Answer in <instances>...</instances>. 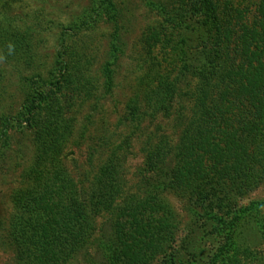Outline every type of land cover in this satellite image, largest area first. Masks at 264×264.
<instances>
[{"label":"trees","instance_id":"trees-1","mask_svg":"<svg viewBox=\"0 0 264 264\" xmlns=\"http://www.w3.org/2000/svg\"><path fill=\"white\" fill-rule=\"evenodd\" d=\"M15 1L0 0L3 58L23 53L28 42L29 33L10 18ZM95 2L99 17L115 19L114 0ZM181 2L180 13L194 2L193 23L191 28L185 25L196 35L197 43L193 63L184 61L186 38L174 47L184 61L183 70L195 78L192 113L178 143V165L170 174L152 180V189L146 195L130 197L121 204L116 203L122 194L117 164L110 160L96 176L101 203L117 205L109 250L111 260L123 264H151L166 257L172 248L177 222L172 206L157 189L167 188L182 197H200L214 191L220 203L242 197L264 182V0ZM177 19L183 22L182 17ZM77 26L73 22L67 30ZM63 34L59 36L62 42ZM147 40L154 44L161 41L160 32L154 31ZM115 49L111 51L113 60L102 68L107 89L112 86L109 66L116 60ZM66 53L58 55L45 76L36 74L26 79L24 98L16 113L0 114V161L15 133L32 129L34 144L32 163L23 171V186L11 196L6 238L17 264H66L88 235L85 200L62 158L71 123L61 115L58 94L72 85L77 94H89L91 83L83 79L81 69L63 59ZM174 89V83L162 78L155 93L167 96ZM156 102L162 106L165 101L161 97ZM171 151L167 141L157 142L145 158L146 170L158 174ZM262 206L264 201L238 209L229 224V243L218 255L231 251L232 264L257 260L255 251L242 240V228L248 227L250 218ZM238 254L245 257L236 259Z\"/></svg>","mask_w":264,"mask_h":264},{"label":"rangeland","instance_id":"rangeland-1","mask_svg":"<svg viewBox=\"0 0 264 264\" xmlns=\"http://www.w3.org/2000/svg\"><path fill=\"white\" fill-rule=\"evenodd\" d=\"M96 4L95 0H17L10 18L29 33L27 46L17 56L3 58L0 52V114L18 111L26 79L36 74L45 76L60 53L67 52L63 59L81 69L83 79L91 83L89 94H77L75 85L63 87L58 94L61 115L71 123L62 158L85 200L88 228L85 242L66 264H123L111 260L109 244L117 205L101 203L96 189L99 169L110 160L117 164L123 198L116 203L146 195L152 180L170 174L178 165V143L194 100L191 92L195 78L182 67L184 61L193 63L196 56V35L186 26L191 28L193 23L194 2L180 13L181 0H114L115 19L99 17ZM73 22L77 28L67 30ZM154 31L161 36L155 44L147 40ZM183 38L184 61L174 48L182 45ZM114 49L116 60L109 66L113 81L107 89L102 68L113 60ZM162 78L175 85L167 96L155 93ZM161 97L163 108L156 102ZM159 141H167L172 151L157 174L147 171L144 161ZM11 142L0 161V264H17L6 233L11 196L23 186V171L32 163V129L15 133ZM157 192L172 206L177 228L169 254L151 264H232L231 251L218 255L229 243V224L238 209L264 201V182L242 197L220 203L214 191L200 197H182L167 188ZM250 220L248 227L242 228V240L255 251L257 260L249 263L247 259V263L264 264V206Z\"/></svg>","mask_w":264,"mask_h":264}]
</instances>
